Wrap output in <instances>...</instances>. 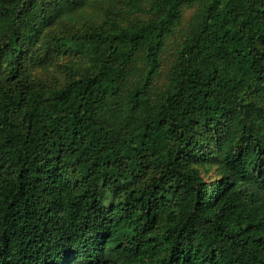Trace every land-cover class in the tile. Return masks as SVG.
Listing matches in <instances>:
<instances>
[{
    "label": "trees",
    "instance_id": "trees-1",
    "mask_svg": "<svg viewBox=\"0 0 264 264\" xmlns=\"http://www.w3.org/2000/svg\"><path fill=\"white\" fill-rule=\"evenodd\" d=\"M87 3L0 0V264H264V0L134 3L47 90Z\"/></svg>",
    "mask_w": 264,
    "mask_h": 264
},
{
    "label": "rangeland",
    "instance_id": "rangeland-1",
    "mask_svg": "<svg viewBox=\"0 0 264 264\" xmlns=\"http://www.w3.org/2000/svg\"><path fill=\"white\" fill-rule=\"evenodd\" d=\"M145 0H88L84 9L78 13L64 16L45 32L43 39L37 46L38 53L44 57L45 66L34 67L32 75L38 79L45 89L63 86L71 76L78 75L91 65L88 43L76 42L84 33L94 28H104L107 31L120 20L122 15L130 17H144L136 8L137 4ZM136 5H135V4ZM194 8L183 11V23L194 13ZM145 18V17H144ZM78 43V44H76ZM99 48L96 50L98 54Z\"/></svg>",
    "mask_w": 264,
    "mask_h": 264
}]
</instances>
